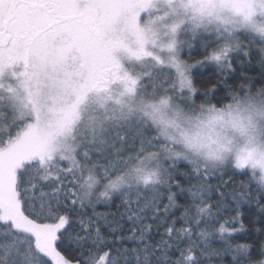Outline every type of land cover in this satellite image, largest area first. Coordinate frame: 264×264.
<instances>
[{"label":"snow or ice","instance_id":"1","mask_svg":"<svg viewBox=\"0 0 264 264\" xmlns=\"http://www.w3.org/2000/svg\"><path fill=\"white\" fill-rule=\"evenodd\" d=\"M182 4L200 22L227 8L241 17V24L264 35V28L251 24L253 16L264 14V0H244L242 12L231 0H182ZM150 6L151 0H39L33 7L40 33L52 27L61 34L86 32L102 51L101 69L110 64L109 72L121 80L127 94L163 96L172 106L195 111L201 105L178 102L179 93L170 79L143 68L122 69L115 60L114 46L108 41L113 33L122 32L135 40L134 51L123 48L130 59L164 63L146 50L150 29L139 22L140 13ZM8 12L5 6L0 77L12 74L13 58L22 51ZM212 58L219 60L221 53H212ZM169 63L175 64V57ZM103 75L101 71L90 83L98 85ZM258 83L264 84V75ZM179 88L196 91L183 74ZM18 104L14 92L0 95V264H264V176L257 180L248 166L249 157L233 163L216 153L213 163L203 166L179 155L161 157L166 149L155 134L153 120L169 107L167 99L146 105L142 115L95 121L78 135L68 127L80 141L79 161L71 163L37 131H21ZM146 154L156 161L164 179L155 170L135 168V175L131 174L129 166ZM66 163L69 166L64 167ZM257 164L264 168L261 161L253 162L252 168ZM84 172H95L107 181L104 191L94 194L100 184L90 176L87 187L93 194L82 195ZM237 176L245 179L237 182ZM98 204L108 210L96 211ZM180 209L178 219L188 226L177 229V218L170 222L169 215ZM149 220L152 223H146Z\"/></svg>","mask_w":264,"mask_h":264},{"label":"rangeland","instance_id":"2","mask_svg":"<svg viewBox=\"0 0 264 264\" xmlns=\"http://www.w3.org/2000/svg\"><path fill=\"white\" fill-rule=\"evenodd\" d=\"M231 2L237 12L243 11L244 0ZM31 9L27 5L20 8L19 20L10 26L20 36L17 40L22 45V51L13 58L16 67L12 74L0 77V95L9 92L17 95V116L30 120L24 131H37L45 141L56 146L58 156L70 157L69 163L79 161L80 141L69 134L68 127L78 135L95 121L110 122L129 113L142 115L145 100H155L157 97L127 94L121 80L109 72L110 64H104L101 69L102 51L86 32L61 34L55 27L46 33L38 32L35 27L38 13L35 8ZM0 15L5 16V8H1ZM25 18L30 19L26 28L23 22ZM240 20L241 17L233 15L229 9L219 8L214 19L200 22L192 18L190 10L183 7L182 0H151V6L140 13L139 22L142 27L150 29L146 50L159 56L163 64H157L154 59H130L123 48L127 46L130 51H134L136 45L134 37L127 33H113L108 42L114 46L115 60L122 69L138 71L143 68L157 77L170 79L173 88L179 93L178 102L192 106L198 105L195 101L196 91L193 93L190 89H180L179 83L183 74L193 87L191 72L201 64L184 59L186 38L210 36L211 42L217 47L212 53H221V58L213 59L211 53L206 61L228 69L231 67V53L243 46L239 41L240 35L264 41V35L253 32L248 24H241ZM251 24L264 28V14L253 16ZM172 57H175V64L169 63ZM101 71L104 75L99 84H91V78L100 75ZM173 114L176 120L189 122L202 129V140L211 145L213 154L223 153L225 161L231 160L233 163L238 158L249 157L250 170L256 175L257 169L264 172L260 164L252 168L255 161L264 163V95L250 96L223 108L202 105L192 111L177 105L173 106ZM157 134L163 141V149H166L161 151V157L179 155L187 162L201 166L213 163L212 159H190L191 154L186 153L182 144ZM135 168L155 170L162 179L163 174L149 154L130 165L133 176L135 173L132 169ZM90 176L100 184L99 191L94 194L104 191L108 182L103 184L93 172H87L82 177L85 186L83 194L85 191L93 194L87 187ZM92 187L95 188V185Z\"/></svg>","mask_w":264,"mask_h":264},{"label":"trees","instance_id":"3","mask_svg":"<svg viewBox=\"0 0 264 264\" xmlns=\"http://www.w3.org/2000/svg\"><path fill=\"white\" fill-rule=\"evenodd\" d=\"M239 41H241L243 44L242 48L231 53V67L224 69L215 63L206 61L213 50H216L217 48L215 47V43L211 42L210 36L207 37L203 35L186 38V45L183 52L184 59L190 63L201 64L194 67L191 72L193 87L196 89L195 101L198 103V105L223 108L238 100L246 99L250 96L260 95L259 93H254L250 90H254L258 86L264 87V84L258 83L260 77L264 75V41L246 35H240ZM234 91L237 92L235 93L234 98H231V93ZM221 105L223 106L220 107ZM18 119L20 118L18 117ZM20 120L22 121L20 129L23 132L27 128L30 120ZM155 134L158 135L157 131H155ZM160 144L162 148H164V144L161 139ZM63 166L67 167L69 165L66 163ZM181 167L183 168V165H181ZM93 173L101 179L100 175L96 174L95 172ZM83 175H87V172H84ZM255 176L259 181V178L256 174ZM82 177L80 180L81 184H83ZM111 179H114V177ZM162 179H164L163 175ZM244 179L245 177L243 176L236 177L237 182ZM102 182L105 184L107 181ZM213 183L215 182L213 181ZM81 194L83 195V189L81 190ZM179 202L183 204L185 201L180 200ZM164 203H167V201H164ZM107 210L108 209L104 207L103 204H98L96 207V211L98 212H104ZM181 212L182 209L173 210L169 215L170 222L173 218H177L175 223V227L177 229L188 226L178 219L181 216ZM245 222L247 223V221ZM146 223H152V221L149 220L146 221ZM155 231L156 226L153 225V232ZM159 231L163 232L164 229L160 228ZM154 239H159V236H154ZM236 239L243 240L245 237L237 236ZM176 255L178 256L179 253H176Z\"/></svg>","mask_w":264,"mask_h":264},{"label":"clouds","instance_id":"4","mask_svg":"<svg viewBox=\"0 0 264 264\" xmlns=\"http://www.w3.org/2000/svg\"><path fill=\"white\" fill-rule=\"evenodd\" d=\"M254 93L264 94V87L258 86L254 90H250ZM167 99L169 107L162 109L153 120V128L162 137L174 140L177 143L182 144L186 153L191 154V158L200 157L202 159H212L213 151L210 144L202 140L204 135L202 129L190 124L186 121L176 120L173 114V106L170 98L157 97L155 100L146 99L145 105L160 104L161 100ZM221 105L220 107H222ZM182 107V106H181ZM151 111V108L148 109ZM186 112V110H184ZM152 120V117H149ZM264 176V172L257 169V177Z\"/></svg>","mask_w":264,"mask_h":264},{"label":"flooded vegetation","instance_id":"5","mask_svg":"<svg viewBox=\"0 0 264 264\" xmlns=\"http://www.w3.org/2000/svg\"><path fill=\"white\" fill-rule=\"evenodd\" d=\"M36 1V2H35ZM39 0H0V10L1 8H5V6H10L9 12H8V16L11 19V24L10 26L14 23V21L19 20V16H18V10L21 8H24L26 5L27 7L32 10L31 8H34L33 6L38 3ZM6 2V4L4 6H2V4ZM4 13H1V15ZM0 15V16H1ZM4 18L5 16L0 17V26L4 25ZM24 24L26 25V27L29 26V22L30 19L25 18L23 19ZM16 37H20L17 33H16Z\"/></svg>","mask_w":264,"mask_h":264}]
</instances>
